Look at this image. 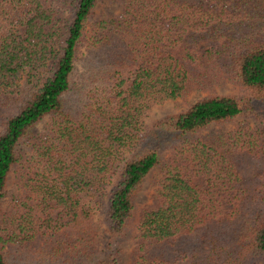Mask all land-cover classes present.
I'll list each match as a JSON object with an SVG mask.
<instances>
[{
	"label": "trees",
	"instance_id": "1",
	"mask_svg": "<svg viewBox=\"0 0 264 264\" xmlns=\"http://www.w3.org/2000/svg\"><path fill=\"white\" fill-rule=\"evenodd\" d=\"M100 1L0 0V264H264V0Z\"/></svg>",
	"mask_w": 264,
	"mask_h": 264
},
{
	"label": "rangeland",
	"instance_id": "2",
	"mask_svg": "<svg viewBox=\"0 0 264 264\" xmlns=\"http://www.w3.org/2000/svg\"><path fill=\"white\" fill-rule=\"evenodd\" d=\"M121 7H119L115 2L111 0H101L98 6L95 9L94 13V19H100L101 17L105 18H111L115 15H118L121 12ZM71 15L69 11L65 13L66 18L71 19ZM82 58V55H81ZM79 58L76 64L75 72H74V79L75 84L77 85L79 74L82 71L81 61L82 59ZM216 91L218 93H228V92H237V89L235 86H233L231 83H225L216 88ZM205 93L193 91L191 92L187 97L185 98H177L175 100L167 99L163 101L162 103H155L150 106L148 109L146 116L144 118V121L146 123H151L153 119L162 117L166 114L175 113L181 110H184L190 103H193L196 101L200 96H202ZM262 112H264V103L261 104ZM250 122H258V124L264 123V113L261 120L254 121V119H251ZM45 129V123H41L39 126L34 128V134L33 137L26 143L22 144L20 148L22 149V153L24 154V157L27 156V154H30L31 151V144L35 142L36 138L39 137V135L44 131ZM159 177V172L157 169H153L147 178L145 179L141 192L139 194V197L137 199L138 203H143L145 201L149 200L150 193L152 192L155 182L157 178ZM11 185L7 190L6 195L3 198V205L9 206L11 204L12 199L16 196L18 193V189L14 185V178L11 180ZM106 237L107 234L100 229L98 231L97 235V243L98 248L100 250H104L105 244H106ZM122 246L124 248V253L121 255L122 257V263L126 264L129 260V251L131 249V241L126 240L123 241Z\"/></svg>",
	"mask_w": 264,
	"mask_h": 264
}]
</instances>
